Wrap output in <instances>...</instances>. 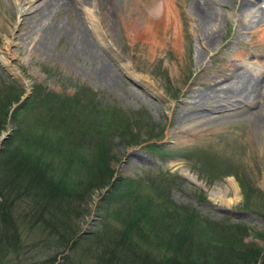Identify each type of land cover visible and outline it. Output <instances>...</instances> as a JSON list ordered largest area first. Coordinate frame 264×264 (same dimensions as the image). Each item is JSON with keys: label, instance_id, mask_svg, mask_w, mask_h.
<instances>
[{"label": "rangeland", "instance_id": "obj_1", "mask_svg": "<svg viewBox=\"0 0 264 264\" xmlns=\"http://www.w3.org/2000/svg\"><path fill=\"white\" fill-rule=\"evenodd\" d=\"M44 1L21 8L0 0V100L18 93L20 102L34 86L60 97L92 91L96 102L126 116L125 139L142 142L128 148L113 138L114 177L165 172L177 179L167 186L169 200L194 210L209 234L239 230L238 252L245 245L264 249V0H69V11L55 13L50 5L36 15ZM38 22L41 45L30 44ZM208 29L215 31L211 44ZM202 96L211 102L202 104ZM13 129L7 119L0 142ZM234 171L253 189L248 203L258 214L243 209ZM103 194L92 193L88 216L56 264H96L85 253L90 242L80 238L99 228L95 210ZM20 226L19 236L7 232L20 249H5L3 264L50 259L46 245L57 238L43 226ZM207 247L215 249L199 246Z\"/></svg>", "mask_w": 264, "mask_h": 264}, {"label": "trees", "instance_id": "obj_2", "mask_svg": "<svg viewBox=\"0 0 264 264\" xmlns=\"http://www.w3.org/2000/svg\"><path fill=\"white\" fill-rule=\"evenodd\" d=\"M19 99L17 93L14 99L0 100V134L7 119L14 126L0 142V264L5 249H20L10 243L7 232L19 236L23 223L32 229L43 226L48 236L57 238L54 245H46L52 257L40 263L56 264V257L78 233L77 225L88 216L89 198L98 191H104L95 210L100 226L80 238L90 242L85 253L92 252L96 264H264V249L245 245V250H236L239 230L214 228L209 234L194 210L174 205L167 186L177 179H168L165 172L134 180L113 176L109 165L113 138L128 148L142 142L135 135L125 139L126 116L96 102L92 91L60 97L34 86L13 108ZM37 113L39 117H34ZM234 173L243 209L256 213L248 203L253 189ZM165 217L171 219L165 223ZM203 242L215 249L199 248ZM77 247L75 240L70 252ZM234 253L240 257L238 263L232 260Z\"/></svg>", "mask_w": 264, "mask_h": 264}, {"label": "bare ground", "instance_id": "obj_3", "mask_svg": "<svg viewBox=\"0 0 264 264\" xmlns=\"http://www.w3.org/2000/svg\"><path fill=\"white\" fill-rule=\"evenodd\" d=\"M32 1H34V0H17V2H18V5L21 7V8H23L26 4H29V3H32ZM50 5H54L55 7L57 6V8H58V10L57 9H55L54 10V12L55 13H59V12H62V11H69L71 8H72V5H71V3H70V1L69 0H45L44 1V4L43 5H41L40 6V8L39 9H37L36 10V15H38V14H43V13H45V11L47 10V8L50 6ZM25 8V7H24ZM33 8H35V7H33ZM32 9V8H31ZM198 9V15L199 16H201V18H203L204 17V15H205V13H204V11H200V10H202V9H200V8H197ZM29 10V9H28ZM48 17V16H47ZM204 19H206V17H204ZM43 23V22H42ZM31 28H33V34H34V36H33V38H32V40L30 41V44L32 43V44H37L38 43V45H41L40 44V42H41V40H38L37 38H40V36H39V34H40V32H41V29L39 28V22L38 23H36V25H32L31 26ZM51 30V29H50ZM55 30V29H54ZM49 31V30H48ZM214 32L215 31H212V30H206V33L204 34V38H206L207 39V42H210V44L212 43V38H211V36H214ZM207 42H206V46H207ZM263 45V44H262ZM3 60L6 62L7 60H6V57L4 56L3 57ZM107 69V68H106ZM102 74L104 75V72H105V70L103 71V69H102ZM105 74H107V73H105ZM104 77V76H103ZM257 85V84H256ZM257 87H259V86H256V87H254V88H257ZM159 92V91H158ZM201 102H202V104H206V103H208V102H211V99L210 98H208V97H206V96H202L201 97ZM236 109H238V108H236ZM209 111V110H208ZM211 112V111H210ZM260 110L259 109H257V110H255L252 114H250V115H257V114H260Z\"/></svg>", "mask_w": 264, "mask_h": 264}, {"label": "water", "instance_id": "obj_4", "mask_svg": "<svg viewBox=\"0 0 264 264\" xmlns=\"http://www.w3.org/2000/svg\"><path fill=\"white\" fill-rule=\"evenodd\" d=\"M28 96V94L27 95H25V97H27Z\"/></svg>", "mask_w": 264, "mask_h": 264}]
</instances>
